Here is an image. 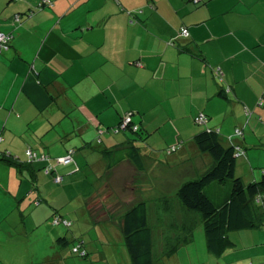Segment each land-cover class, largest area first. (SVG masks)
<instances>
[{
  "label": "crops",
  "instance_id": "obj_1",
  "mask_svg": "<svg viewBox=\"0 0 264 264\" xmlns=\"http://www.w3.org/2000/svg\"><path fill=\"white\" fill-rule=\"evenodd\" d=\"M41 1L0 0V32L14 35L0 55V150L28 167L0 161V261L9 254L16 264H65L59 239L69 232L49 220L79 215L58 203L77 184L90 186L89 195H81L83 213L107 229L115 223L120 236L135 189L147 204L155 263L168 261L172 237L155 231V220L184 214L178 239L201 222L178 198L185 182L213 165L211 155L199 151L197 134L219 129L222 138L232 136L246 147L237 170L248 181L264 171V0H50L53 7L37 8ZM33 9L31 17L14 18ZM182 28L188 38L180 36ZM218 68L223 73L216 78ZM132 112L145 140L108 133ZM201 112L209 117L206 125L194 121ZM133 143L141 146L142 171L129 159L109 169L106 157L90 153L93 145L114 151ZM69 149H76L75 163L55 168L64 176L61 184L43 172V163L27 164V150L60 157ZM97 163L102 171L93 183L89 174L73 175L93 173ZM105 193L119 209L128 204L117 222L92 212L93 201ZM165 200L172 201L162 205L168 208L159 205ZM231 239L235 248L216 257V264H264L261 228ZM93 242L88 240L89 251L98 252L100 240Z\"/></svg>",
  "mask_w": 264,
  "mask_h": 264
},
{
  "label": "trees",
  "instance_id": "obj_2",
  "mask_svg": "<svg viewBox=\"0 0 264 264\" xmlns=\"http://www.w3.org/2000/svg\"><path fill=\"white\" fill-rule=\"evenodd\" d=\"M13 1L17 2L19 0ZM204 1L205 0L196 3H203ZM45 2H48L49 4H45ZM45 7H53V2L50 0H44L37 6V8L41 9ZM30 12L31 13L24 15L15 14L14 18L18 16V21L20 22L21 19H23V16L31 17L32 13L35 11L33 9ZM185 29L187 30L188 35L183 34V30ZM5 34L10 35L12 39L7 49L1 50L0 55L11 48L14 39L12 33ZM180 36L188 38V29L182 28ZM174 41L175 40L170 41L169 45L175 46ZM183 50L185 51L187 49ZM136 65L141 66V63H136ZM222 73L223 72L220 68L214 69L216 78ZM200 115L205 116V122H196V119ZM133 116V112L124 114L118 125L112 127L108 133H111L112 135H119L121 133L133 134L140 137L141 140H145L146 137H143L142 130L139 124L134 121ZM248 116H251L250 111ZM127 117L131 118V123L128 128L123 131L120 129V125ZM194 121L198 125H206L209 122V117L207 114L201 112L194 118ZM236 131L240 132L239 134H241V136L244 134L240 129H236ZM101 136L102 133H98L97 144L99 145L102 144ZM2 142L3 137L0 136V143ZM134 143L129 147L116 149L114 151H110L107 148L101 150V154L106 157L109 162V169L114 168L117 164L126 159L133 162L139 171L144 169L140 153L141 146ZM195 143L200 152L211 155L213 158V165L201 176L185 182L178 191V198L187 211L200 216L201 224L205 233L207 250L213 256L220 258L227 251L235 248V244L231 239L233 233L256 228H261L264 231V171L257 180H250L248 183H245L243 178L237 175V163L239 159L246 156L247 148L241 146V144H235L232 136L228 137V140L222 138L219 129H205L196 135ZM177 147L178 146H174L175 150ZM28 151H32L36 157L31 159L28 155ZM170 152L171 151H169V153ZM75 154L76 149H69L64 156L60 157H52L48 153L37 152L35 150L26 151V156L28 158L27 164L32 165L36 162L43 163L44 167L42 170L46 175L55 173V168L58 165L55 161L59 158L70 155L72 157V162L67 165L75 163ZM43 157L45 159H42ZM0 161L7 162L21 170L28 168L25 163L18 162L7 152L1 150ZM56 176H61L63 182L64 176L62 174H54V179ZM210 188L216 190L218 197H213ZM34 204L39 205L40 202L36 200ZM55 220H59V224L57 225L65 222L67 225L66 227L71 228L72 226V223L69 220L61 216H55L52 219V224L54 226H57L54 224ZM191 231L192 229L189 230L183 240L179 239V241L188 242L191 238ZM152 232L153 230L148 221L147 204L144 201L137 202L124 215L122 225L126 251L129 253L131 264H155ZM59 241L68 244L66 237H61ZM179 241L166 252V256L171 255V253L175 251L180 245ZM85 244L84 241H81L77 246L73 247L72 252L82 258L88 257L89 251L86 249ZM247 261L249 262L246 264H253L252 262L250 263V260Z\"/></svg>",
  "mask_w": 264,
  "mask_h": 264
},
{
  "label": "rangeland",
  "instance_id": "obj_3",
  "mask_svg": "<svg viewBox=\"0 0 264 264\" xmlns=\"http://www.w3.org/2000/svg\"><path fill=\"white\" fill-rule=\"evenodd\" d=\"M165 131L166 130H164L163 133ZM90 138H91L90 142L92 141L94 142L96 139L94 136H91ZM155 139L158 140L159 135L158 137H155ZM101 150L102 149L99 148L98 146L93 145V148L91 150L92 152L90 153H93L92 155L94 157L95 156L100 157ZM238 162L241 161L239 160ZM95 168L96 171L93 172ZM94 169L91 171L93 173H90L88 169H83L81 173L76 172L73 175H77L78 173L79 175L76 176V179H79V176H83V175L87 176L89 174L91 181L93 183V181L96 180V177L94 176L95 175L97 176L98 172L102 171L101 164L97 163ZM243 174L244 173H242V171H239L237 173L238 176H241L243 178L245 183H248L249 182L248 175L246 173L245 175ZM92 177L94 178L92 179ZM75 187L77 188V191L74 190V194H64L60 198H58V203L63 204L65 210H67L68 212L74 211L76 214H79L76 215L74 219L73 218L69 219L72 221L71 223H73L71 228H67L65 222L63 223V225L60 224L63 227H65L66 232H69V234L65 236L68 240V244L64 243L63 246L65 264H131L130 257L126 252V246L123 237L124 235L122 233V236H120V232L115 229L116 224L113 223L112 224L113 226L107 229L108 225L103 227L102 223H100L99 225L94 224L93 220L91 219V215H89L88 212L83 213L85 204H84V200L81 199V195H89V193L86 192V189L90 188V186H88L87 188V186H81L77 184ZM91 188H93V184ZM210 191L211 194H213L214 198L218 197L216 190H214V188H210ZM136 193L137 191L135 192V189L134 191H129V194L134 198L133 203L130 204L131 206L141 201V199H139L136 196ZM107 196L108 193H105V195L100 194L99 198L93 201L91 208L92 212L94 216L97 217V219L98 217L107 219L112 216V219L115 222H117L119 220V217H121L129 209L127 206L128 204H126L125 202L121 204L119 203V205L124 206V207H120L121 209H119L117 204H112L111 202L108 201ZM171 202H172L171 200L160 201L159 205L161 207L168 208V206L165 205ZM163 204L165 205L162 206ZM171 206L172 204H170V209H173V207ZM163 217L164 220L161 218H157L153 225L155 226V231L156 230L163 231L164 234L167 231L171 234L172 238L170 239L169 242V244L171 245L167 246V251H169L171 247L179 241L177 237L178 236L181 237L182 233H180V230L183 228L182 223L187 222V217H185L184 214L176 215L173 217V220L171 222L165 220V216ZM49 223L51 224L52 220L51 221L49 220ZM120 237H122L123 240H120ZM87 238L90 239L91 243L96 239L100 240L99 243L98 242L95 243V248L98 249V252L89 251L91 247L88 245L89 239ZM183 239L184 236L181 238V240ZM181 240L179 241L180 245L175 249V251L171 253V255L166 256V258H169L168 261L156 262L155 264H216L215 263L216 257L210 254L207 250L205 233L201 222H199L198 224H193L191 231V238L188 242ZM81 241H84L86 243V249H88L89 251L88 257L86 258H82L72 252L73 247L77 246ZM106 241L108 242V244ZM92 244L94 245V242ZM158 257L159 256H156L157 259ZM1 260L2 261H0V264H16L13 263L14 261L12 260H14V258L13 257L10 258L9 254L8 256L1 255ZM247 262L249 261L246 260L238 264H246Z\"/></svg>",
  "mask_w": 264,
  "mask_h": 264
},
{
  "label": "built area",
  "instance_id": "obj_4",
  "mask_svg": "<svg viewBox=\"0 0 264 264\" xmlns=\"http://www.w3.org/2000/svg\"><path fill=\"white\" fill-rule=\"evenodd\" d=\"M203 0H195V2H201ZM44 3V2H43ZM49 4L48 2H45V4ZM16 20L18 21L19 20V17L17 16L16 17ZM183 34L184 35H188V32L187 30H183ZM12 37H10V35H7L5 33H0V52L2 49H7L10 41H11ZM196 122L197 123H203L205 122V116L203 115H200L197 119H196ZM131 123V118L130 117H127L124 119V121L122 122V124L120 125V129L121 130H126L128 128V126L130 125ZM136 129V128H135ZM238 134L240 132H237ZM28 155L31 159L35 158V154L32 153V151H28ZM42 159H45L44 157ZM56 164H63V165H67V164H70L72 162V157L70 155L66 156V157H62V158H59L57 159L56 161ZM54 181L56 183H61L62 182V177L61 176H56ZM54 224L57 225L59 224V220H55L54 221Z\"/></svg>",
  "mask_w": 264,
  "mask_h": 264
}]
</instances>
